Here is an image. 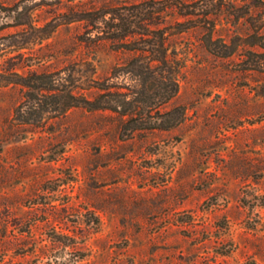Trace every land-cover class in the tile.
Instances as JSON below:
<instances>
[{"label":"rangeland","instance_id":"obj_1","mask_svg":"<svg viewBox=\"0 0 264 264\" xmlns=\"http://www.w3.org/2000/svg\"><path fill=\"white\" fill-rule=\"evenodd\" d=\"M200 2L0 0V264H264V0ZM140 5L180 67L169 130L87 106L135 57L88 13Z\"/></svg>","mask_w":264,"mask_h":264},{"label":"trees","instance_id":"obj_2","mask_svg":"<svg viewBox=\"0 0 264 264\" xmlns=\"http://www.w3.org/2000/svg\"><path fill=\"white\" fill-rule=\"evenodd\" d=\"M212 2L213 0H201L199 7L202 10L211 11L215 6ZM145 10L140 5L111 13L98 10L97 13L95 12L96 15L93 13L87 15V22L92 26L87 32L88 39L116 42L123 50L135 54L129 63L128 70L121 74V78L120 75L115 77L116 82L110 78L106 79L105 83L99 87L100 89L98 88L101 94L93 101H87V106H90L91 110L108 109L133 115L132 119L124 125L125 131L169 130L180 123L176 109L161 111V106L170 102L177 94L176 77L180 67L176 62L174 64V61L166 58L167 38L164 37L165 33H162L161 29L153 31V33H160L157 35L136 31V27L147 20L145 18H149L152 22L149 26L163 23L160 19L154 20L153 9L149 11L148 8L146 12ZM188 14L184 13L183 16ZM107 16L109 17L106 21ZM99 20L110 24V28L103 33L101 28L95 27V35H91L94 24ZM46 92L47 90H42V93ZM68 96L73 99L70 95ZM53 97L55 99L58 97L53 102V111L70 106H61L60 95ZM31 100L40 101L36 95H32Z\"/></svg>","mask_w":264,"mask_h":264}]
</instances>
